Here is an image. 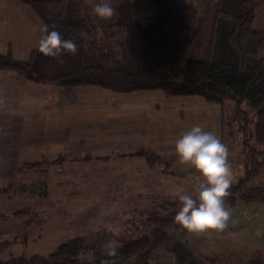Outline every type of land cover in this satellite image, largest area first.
I'll return each mask as SVG.
<instances>
[{
	"label": "trees",
	"instance_id": "trees-1",
	"mask_svg": "<svg viewBox=\"0 0 264 264\" xmlns=\"http://www.w3.org/2000/svg\"><path fill=\"white\" fill-rule=\"evenodd\" d=\"M20 2L29 5L49 30L72 40L78 52H62L53 58L37 47L27 61L8 52L0 54L1 71H14L27 81L45 85L197 95L224 109L227 100L244 102L256 113V140L264 143V32L252 26L258 7L255 0H204L201 6L195 0H109L116 11L106 20L92 12L102 0ZM132 154L144 157L151 166L158 163L144 151ZM261 173L263 162L246 159L243 175L233 181L225 198L226 205L264 203V182L254 180ZM176 212L148 217L149 233L116 248L114 257L80 261L84 240L74 237L46 255L16 256L0 264H125L129 260L130 264H149L160 249L173 246L170 230L180 227L174 220ZM204 256V264H264L260 256L236 263Z\"/></svg>",
	"mask_w": 264,
	"mask_h": 264
},
{
	"label": "crops",
	"instance_id": "crops-1",
	"mask_svg": "<svg viewBox=\"0 0 264 264\" xmlns=\"http://www.w3.org/2000/svg\"><path fill=\"white\" fill-rule=\"evenodd\" d=\"M256 1L254 18L264 0ZM42 26L29 5L0 0V54L9 52L15 59L27 61L38 47ZM253 26L264 32L255 23ZM224 113L222 105L197 95L37 84L14 71L0 70V187H9L13 179L16 183L17 169L25 163L71 155L65 158L111 159L104 162L115 161L126 173L129 167L137 168L146 179V186L137 188L152 205L161 195L170 197V190L190 193L193 177L178 163L174 142L199 124L216 132L224 143ZM137 151L153 155L158 163L149 165L144 157L132 154ZM229 153L235 181L243 175L245 156L237 150ZM153 197L155 201L150 203Z\"/></svg>",
	"mask_w": 264,
	"mask_h": 264
},
{
	"label": "rangeland",
	"instance_id": "rangeland-1",
	"mask_svg": "<svg viewBox=\"0 0 264 264\" xmlns=\"http://www.w3.org/2000/svg\"><path fill=\"white\" fill-rule=\"evenodd\" d=\"M195 1L199 6L204 3ZM260 7L252 26L255 23L264 30V2ZM261 54L264 57V46ZM225 105L224 144L229 150L242 152L245 161L257 159L264 163V143L256 140L259 134L254 127L256 113L244 102L235 104L227 100ZM59 156L25 163L24 168L17 169L16 183L13 179L9 187H0V260L46 255L57 244L74 237L84 240L78 259L94 260L107 255L109 244L118 248L148 234V217L179 208L176 195L179 190H170V197L161 195L159 201L149 204L141 193L143 190L137 188L138 185L144 188L146 179L135 167H129L126 173L115 161L104 162L111 159ZM254 180L264 182V173ZM154 198H150V203ZM174 202V208L168 207ZM226 207L232 218L225 230L193 234L181 227L173 228L170 230L173 246L160 249L149 264H204L201 260L204 255L227 263L264 257V203Z\"/></svg>",
	"mask_w": 264,
	"mask_h": 264
},
{
	"label": "clouds",
	"instance_id": "clouds-1",
	"mask_svg": "<svg viewBox=\"0 0 264 264\" xmlns=\"http://www.w3.org/2000/svg\"><path fill=\"white\" fill-rule=\"evenodd\" d=\"M115 11L109 0H102L92 10L96 17L105 20L113 17ZM40 31L38 50L45 56L55 58L62 52L73 55L78 52L77 45L64 39L59 31L49 30L47 25ZM173 152L178 163L186 166L193 177L192 191L176 194L179 208L174 216L175 223L193 234L222 232L232 218L225 199L230 195L229 189L234 181L229 148L216 132L197 124L178 136ZM107 249L108 256L117 255L111 244Z\"/></svg>",
	"mask_w": 264,
	"mask_h": 264
}]
</instances>
